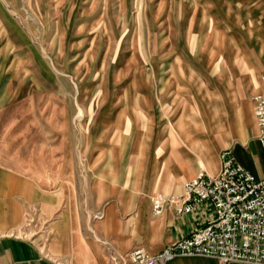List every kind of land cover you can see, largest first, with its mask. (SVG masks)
Returning <instances> with one entry per match:
<instances>
[{
  "label": "rangeland",
  "instance_id": "374dc122",
  "mask_svg": "<svg viewBox=\"0 0 264 264\" xmlns=\"http://www.w3.org/2000/svg\"><path fill=\"white\" fill-rule=\"evenodd\" d=\"M258 2L0 0V158L56 162L79 207L118 190L166 194L161 164L175 148L200 162L191 176L208 174L237 137L235 108L257 83L253 112L264 94L247 63L264 50L246 17Z\"/></svg>",
  "mask_w": 264,
  "mask_h": 264
},
{
  "label": "crops",
  "instance_id": "0c3cea01",
  "mask_svg": "<svg viewBox=\"0 0 264 264\" xmlns=\"http://www.w3.org/2000/svg\"><path fill=\"white\" fill-rule=\"evenodd\" d=\"M246 12L247 22L255 20L259 24L258 37L264 40V5L260 2L256 7L248 5ZM257 50L256 59L252 56L247 62L248 69L264 72V50L260 52L258 47ZM261 90L257 83L244 101L245 109L235 108L237 137L230 142L238 163L256 179L264 178V153L257 139L251 95ZM211 108V118L218 119L220 108L217 104H211ZM202 122L210 123L207 119ZM208 140L203 137L202 144L206 154L212 156ZM167 155L161 164L162 168L166 167V175L160 181V189L176 195L181 192L183 182L195 177L191 175L201 169V164L182 148L170 150ZM25 166L18 155L15 158L5 153L0 158V264H129L127 255L134 248L156 254L189 235L213 215L211 205L203 202L195 204L190 213L180 218L170 213L153 218L151 186L141 191H115L107 197V202L105 196L98 194L95 206L79 207L74 205L67 181L58 187L56 162L49 161L48 169L40 164L39 168L28 165L31 168L28 170ZM209 170L208 174H217L218 158ZM31 212L39 221V227L32 233L27 224ZM168 264L221 263L204 256H178Z\"/></svg>",
  "mask_w": 264,
  "mask_h": 264
},
{
  "label": "built area",
  "instance_id": "2783aa9c",
  "mask_svg": "<svg viewBox=\"0 0 264 264\" xmlns=\"http://www.w3.org/2000/svg\"><path fill=\"white\" fill-rule=\"evenodd\" d=\"M254 115L264 153V94L254 98ZM203 202L213 210L205 224L156 254L134 248L127 255L129 264H168L178 256L210 257L221 264H264V178L256 179L225 148L219 152L217 174L200 173L186 180L179 194L151 196V216L170 213L180 218Z\"/></svg>",
  "mask_w": 264,
  "mask_h": 264
}]
</instances>
